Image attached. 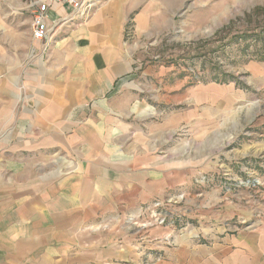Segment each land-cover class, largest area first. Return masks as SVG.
<instances>
[{"label":"crops","instance_id":"crops-1","mask_svg":"<svg viewBox=\"0 0 264 264\" xmlns=\"http://www.w3.org/2000/svg\"><path fill=\"white\" fill-rule=\"evenodd\" d=\"M132 2L109 0L86 21L60 22L48 46L31 32L24 60L0 48V264L136 263L133 241L112 229L182 180L171 161L122 149L129 137L172 129L171 118L147 130L128 122L136 75L123 42ZM49 15L52 26L58 16ZM136 19L144 30L143 14ZM222 211L205 208L203 228L172 232L158 264H264V221L227 230L212 222L229 217Z\"/></svg>","mask_w":264,"mask_h":264},{"label":"rangeland","instance_id":"rangeland-1","mask_svg":"<svg viewBox=\"0 0 264 264\" xmlns=\"http://www.w3.org/2000/svg\"><path fill=\"white\" fill-rule=\"evenodd\" d=\"M131 1L136 7L123 42L136 75L127 92L128 122L137 120L147 130L171 118L172 129L144 141L129 137L122 149L148 150L162 164L171 161L174 175L184 172L180 184L172 174V191L112 231L133 241L138 263L132 264H158L172 232L206 225L205 208L225 209L229 217L212 222L227 230L264 221V0ZM30 4L0 0V48L18 60L34 46ZM141 14L144 30L136 19ZM92 110L87 107L86 118ZM238 207L250 218L239 217ZM161 214L169 215L164 225L149 224Z\"/></svg>","mask_w":264,"mask_h":264},{"label":"built area","instance_id":"built-area-1","mask_svg":"<svg viewBox=\"0 0 264 264\" xmlns=\"http://www.w3.org/2000/svg\"><path fill=\"white\" fill-rule=\"evenodd\" d=\"M107 1L108 0H31L32 38L48 46L53 41L52 33L60 22H70L75 19L86 21ZM66 6H69L71 11L62 18L59 15V10ZM51 11L56 12L58 16L57 21H55L52 26L49 25V13ZM168 218V214H161L158 218L153 215L152 221L149 224L164 225ZM143 226L145 225L143 224Z\"/></svg>","mask_w":264,"mask_h":264}]
</instances>
